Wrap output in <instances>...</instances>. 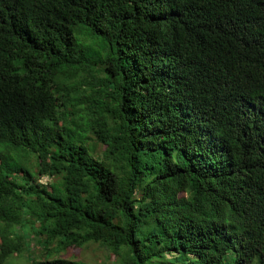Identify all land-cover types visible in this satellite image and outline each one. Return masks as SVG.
<instances>
[{"label":"trees","instance_id":"1","mask_svg":"<svg viewBox=\"0 0 264 264\" xmlns=\"http://www.w3.org/2000/svg\"><path fill=\"white\" fill-rule=\"evenodd\" d=\"M88 244L264 264V0H0V264Z\"/></svg>","mask_w":264,"mask_h":264},{"label":"rangeland","instance_id":"2","mask_svg":"<svg viewBox=\"0 0 264 264\" xmlns=\"http://www.w3.org/2000/svg\"><path fill=\"white\" fill-rule=\"evenodd\" d=\"M41 183L47 184V179L43 178ZM28 254L32 258H39V247L34 239H30L28 245ZM14 264H27L26 255L15 256ZM61 258L79 262L82 264H113L115 258L104 248L97 244H88L82 248H74L60 255ZM12 263L11 261H9Z\"/></svg>","mask_w":264,"mask_h":264}]
</instances>
